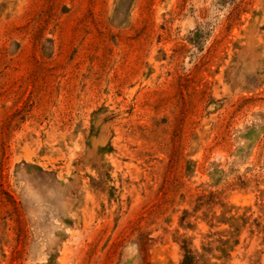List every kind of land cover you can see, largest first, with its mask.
Wrapping results in <instances>:
<instances>
[{"label": "rangeland", "instance_id": "1", "mask_svg": "<svg viewBox=\"0 0 264 264\" xmlns=\"http://www.w3.org/2000/svg\"><path fill=\"white\" fill-rule=\"evenodd\" d=\"M0 264H264V0H0Z\"/></svg>", "mask_w": 264, "mask_h": 264}]
</instances>
